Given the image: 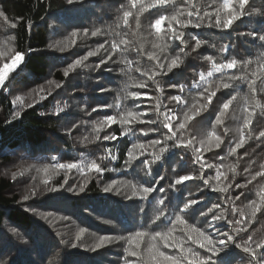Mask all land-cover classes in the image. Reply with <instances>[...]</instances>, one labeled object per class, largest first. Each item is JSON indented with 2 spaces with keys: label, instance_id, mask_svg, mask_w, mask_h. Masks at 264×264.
<instances>
[{
  "label": "trees",
  "instance_id": "1",
  "mask_svg": "<svg viewBox=\"0 0 264 264\" xmlns=\"http://www.w3.org/2000/svg\"><path fill=\"white\" fill-rule=\"evenodd\" d=\"M152 2L137 0L133 7L132 0H0L4 13L0 25L6 26L0 28V38L3 33L14 37L13 51L0 57V66L10 64L16 53L23 56L18 71L0 87V264H155L159 252L178 255V249L165 247L159 237L151 243L152 236L171 231L185 240L194 228L214 239L225 238L217 236V230L235 236V243L215 255L214 264H251L252 258L236 244L249 235L257 242L264 239V178L249 183L251 174L264 164V142L256 139L264 131V71H260L264 42L248 35L264 34V0H248L244 17L229 28L214 26L217 14L226 18L223 0H172L150 8ZM191 4L203 17L201 21L192 17L200 27L181 29L173 22L177 31L185 32L186 44L173 39L167 23L160 32L152 27L160 16L184 19ZM125 11L132 13L127 24ZM204 12L212 18L204 17ZM193 36L203 42L195 51ZM112 44L118 47L112 49ZM98 48L96 55L84 59ZM181 48L184 54L177 68L171 72L159 68ZM209 56L216 64L232 59L238 63L208 76L214 69L213 62L205 59ZM254 71L255 93L249 80L231 79L233 74L251 76ZM225 83L230 86L224 88ZM208 92L216 93L210 104L204 98ZM176 95L182 102L171 99ZM18 96L23 107L13 103ZM233 97L229 108L223 109ZM193 104L205 107L185 122L184 113L193 115L189 111ZM16 111L19 117L13 116ZM128 112L138 115L130 119ZM169 112L177 137L187 147L164 143L168 130L159 122L151 123ZM221 112H228L234 121L214 129ZM249 114L252 124L245 128ZM107 116L116 122L107 124ZM101 122L104 126L97 129ZM181 122L185 129H176ZM242 133L245 144L231 152ZM215 137L220 138L219 147ZM152 140L162 144L150 147ZM140 144L147 148L143 155L133 147ZM161 146L167 149L163 154ZM129 151L136 159L130 160ZM153 153L161 159L155 160ZM93 162L101 167L100 173L90 169ZM67 163L84 172L53 167ZM217 171L227 179L217 181ZM183 176L189 179L177 184ZM81 184L84 192L78 191ZM108 186L112 191L105 192ZM144 188L154 191L144 193ZM252 201L262 209L255 217ZM185 205L189 207L181 213ZM214 214L225 219L214 221L210 228ZM165 215L173 220L183 215L184 224L169 223ZM242 218L247 219V231L237 235L226 221ZM137 233L142 236L129 244ZM185 245L206 254L198 244L185 241ZM132 248L137 256L129 254ZM260 255L264 249L257 250Z\"/></svg>",
  "mask_w": 264,
  "mask_h": 264
},
{
  "label": "snow or ice",
  "instance_id": "2",
  "mask_svg": "<svg viewBox=\"0 0 264 264\" xmlns=\"http://www.w3.org/2000/svg\"><path fill=\"white\" fill-rule=\"evenodd\" d=\"M72 2V0H71ZM70 2V3H71ZM172 2V0H153V2L149 5L150 8H156L157 6H164L167 5L168 3ZM137 4V0H132V6L135 7ZM248 4V0H223V9L226 10V18H221L218 14L215 16V21H214V26L216 27H222V28H229L233 25V23L237 20H239L241 17H244L245 13H246V5ZM141 7H143V5H141ZM3 14V12H0ZM124 15V22L125 24L128 23V17L132 15L131 11H125L123 13ZM179 16L183 17L184 13L180 12ZM204 17H208L209 19L212 18V14L209 12H204L203 14ZM192 17H195L196 21H201L203 19V17L200 14V11L196 9L194 4H191L189 7V10L187 11L186 17L184 19H178L177 16H172L171 18L168 17H164V16H160L159 18L155 19L154 24L152 25V27L155 28L156 32H160L162 29V25H164L165 23H167L168 26V30L170 31L172 37L174 40H178L181 42V44H186V41H184L183 37L185 36V32L183 31H177L174 27H173V22L175 24H178L180 26L181 29H186L187 27H189V25H192L194 27H200V23H194L192 21ZM76 33H73V36H75ZM91 35L96 36L97 33L96 32H92ZM248 35H252L255 38H258L261 42H264V34L261 35H257V33L252 32V33H248ZM192 39L195 40V44L193 46V51H195L196 48H199L201 46V44L203 43L201 40L197 39L195 36L192 37ZM104 45H100V48H103ZM112 49H115L118 47L117 44H112L111 45ZM99 48L96 49L95 51H89L87 56L84 57V59H87L88 56H94L98 53ZM223 51L225 53H227L228 49L227 47H225L223 49ZM184 54L183 48H181L180 53L177 54L174 58H170V62L166 63V64H159V68L160 69H164L165 67L167 68L168 72H171L173 69L177 68L179 66V62L181 60V56ZM155 58V57H154ZM205 59L212 61L215 71L216 72H223L224 69H234L237 66V60L232 59L230 61H228L227 63H221V64H216L215 61L213 60L212 57H205ZM22 60H23V56H22ZM77 64L80 63V61H76ZM260 71H264V65H261ZM65 75H67V72L65 73ZM213 73L209 72L208 76H212ZM231 79H241V80H249V87L252 90L253 93L256 92V79H257V72H252L251 76H236L235 74H233V76L231 77ZM4 80V79H3ZM0 81V83L3 82ZM200 80L204 81L205 77L204 75L200 76ZM155 82V81H154ZM143 86V85H141ZM230 85L228 83H225L223 85L224 88H228ZM6 87V85H5ZM57 87H59V85H57ZM173 87H176V85H173ZM41 92H43V89L40 90ZM181 91H183L182 87H181ZM206 91V90H205ZM216 95L215 92H208L205 95V100L207 101L208 104H210L213 100V97ZM40 99H44V96L41 95ZM172 100L176 101V102H182L181 101V96L180 95H176L171 97ZM232 99H229L228 101H226L223 104V109H228L229 105L232 103ZM17 102H19V106L23 107L24 105V101L21 97H16V99L13 101L14 104H16ZM205 107V105L201 104V105H196L193 104L191 109L189 111H191L193 113V115H189L188 112L184 113V121H189L195 118V115L199 114L201 108ZM60 111H63V109H60ZM21 115L20 111H16L13 113L14 117H19ZM138 114L131 112V114L127 113V117L130 119H135L137 117ZM223 115V112H221L219 115H217L216 120L217 122L220 121L221 116ZM111 118V119H109ZM248 119V124L245 125V128H248L251 124H252V119H251V114H249V118ZM173 117L172 114L169 112L167 114H163V119L160 121H151V123H157L159 122L164 128H166L168 130V135L165 138L164 143H167V141H173L172 147H187L188 145H186L184 143V141L180 138L177 137V131L174 130V125H173ZM116 122L115 117L113 116H107L106 118V123L107 124H113ZM124 122H130V120H125ZM185 122H181L178 125H175V128L178 130H183L186 127ZM149 131H156V129H150ZM145 135L148 134L147 131L144 132ZM243 134V133H242ZM244 137V134H243ZM105 140H109V139H115V137H109V136H105L104 137ZM256 139L264 142V131H260L258 133V135L256 136ZM220 138L219 137H215V146L219 147L220 145ZM240 142V140H239ZM239 142L237 144H239ZM162 144L161 140H152L149 142V146L155 148L156 146H159ZM236 144V146H237ZM233 147L231 148V152L233 149H235V152L237 151V147ZM134 148L138 147L141 150V155H143L146 151L147 148L145 147V145L140 144V145H133ZM243 147V146H241ZM239 147V148H241ZM167 151V149L163 146H161L159 148V152L161 154L165 153ZM199 151V150H197ZM234 152V153H235ZM153 155L155 156V160H160L161 156L160 155H156L155 153H153ZM128 156L130 158V160H134L136 159V157L134 156L132 151H129ZM112 159H116L115 156H112ZM199 159V157H198ZM143 163L145 165L149 166V170H150V162L148 160L143 161ZM209 167H211V165H208ZM53 167L55 168H59V169H64V170H71L73 168H76L78 171H80L81 173L84 172V169L82 167H80L79 165L73 164V163H67V164H55L53 165ZM90 169L95 170L97 173H100L102 171L101 167L93 162L90 166ZM261 167V166H260ZM47 170V169H46ZM233 171V170H232ZM245 172H250V168H245ZM233 174L235 175V170L233 171ZM227 179V177L224 175V173L217 171L216 174V179L217 181L221 180V178ZM258 177L260 178H264V168L261 167V170L256 171L254 174H251V178L249 180V183H251L252 181H255ZM189 179L188 176H183L181 177L179 180L176 181L177 184H179L181 182V180L187 181ZM65 183H67V181H65ZM205 183H207V181H205ZM237 188H240L241 185L237 184L236 185ZM53 191H55V189H52ZM85 190V185L81 184L79 186V192H84ZM68 191L71 192H76V189L74 188H69ZM105 192H110L112 191V187L108 186L104 188ZM151 191H154V189L152 188H144L143 192L144 193H149ZM160 191H163V189H160ZM221 191H227V188L225 189H221ZM78 194V193H77ZM25 199H28L27 196H25ZM236 199H239V197H236ZM262 200H264V196L261 197ZM254 202V203H253ZM160 205H164L165 204V200L161 199L159 201ZM196 201H192L191 204H196ZM256 202L252 201V206L256 207ZM189 205H185L184 208L180 209L179 211L181 213H185L186 210L188 209ZM214 207H219L218 205H215ZM262 209L259 206V210L255 213V216L258 212H260ZM213 209H208V212H212ZM163 215V212H162ZM202 215H207V213H202ZM253 216V215H252ZM254 216V217H255ZM165 219L169 220V223H173L174 225H182L184 224V217L183 215H175L174 216V220L170 217H167L166 215L164 216ZM157 220L161 219V216H157L156 217ZM225 217L223 215H213L211 221L209 222V227L210 228H214V221H220V220H224ZM229 224H232L234 227V230L236 232V234L238 235L240 232H244L247 231V229L244 227V224L247 223V219L246 218H242L239 220H228L226 221ZM172 231H175V227L172 229ZM197 233V237H194L192 235V233ZM216 235L217 236H224V239H214L213 235L210 233H206V232H201L199 231V229H191L187 236L185 237V240H180L174 236H172L171 231L168 233H156V236L153 237V239H156L157 237H159L161 240L164 241V246L165 247H172L174 249H178V255H168L164 252H159L158 256L155 257V264H214V260L213 258L215 257V255H217L224 247H226L229 243H235V236L231 235L229 233H220L219 230L216 231ZM142 236V233H137L136 237H133L129 240V244H134L136 242V239L138 237ZM185 241H190L192 244H198L199 248L204 249L205 250V255H201L199 252L191 249V248H186L185 245ZM100 245H97V247H99ZM237 247L239 248H243V251L247 254H249V256L252 258L251 264H264V256L260 255L259 257L257 256V250H262L264 249V241H254L252 236L249 235L247 237L246 240L243 241L242 244H236ZM187 251V255L185 254V252ZM261 253V252H260ZM129 254L131 256H137V252L135 250V248H132L129 252ZM125 264H130V262L126 261Z\"/></svg>",
  "mask_w": 264,
  "mask_h": 264
},
{
  "label": "clouds",
  "instance_id": "3",
  "mask_svg": "<svg viewBox=\"0 0 264 264\" xmlns=\"http://www.w3.org/2000/svg\"><path fill=\"white\" fill-rule=\"evenodd\" d=\"M68 2L70 3L71 0H68ZM0 17H3V14L0 13ZM5 21L7 20L6 17H4ZM12 28H15L16 25L15 24H11L10 25ZM5 27L4 25H0V28H3ZM14 39V37H9L7 38L6 40L3 39V38H0V57H3L5 56L6 54H10L13 49L12 47L10 46L11 45V41ZM22 61V55L20 53H16L12 59H11V62L10 64L9 63H5L3 66H0V81H2L5 77V74H7L8 72H12V71H15L16 68L19 66V64L21 63ZM132 95H135L134 93ZM233 99H235V97H233ZM128 114H131V112H128ZM111 119V118H109ZM248 119L246 118L244 120V124L247 125L248 124ZM104 123L105 122H101L100 124L97 125V129L99 128H102L104 126ZM211 135H214L211 134ZM96 139H99V136L97 135ZM245 144V139L243 137V134H241L240 136V142L239 144H237V148L243 146ZM232 152L234 153L235 152V149L232 150ZM262 168H264V164L261 165ZM232 170L234 171L235 170V167L232 168ZM254 203V202H253ZM259 210V205H256V207H252V215L253 217L255 216V213ZM260 241H264V239H261Z\"/></svg>",
  "mask_w": 264,
  "mask_h": 264
},
{
  "label": "rangeland",
  "instance_id": "4",
  "mask_svg": "<svg viewBox=\"0 0 264 264\" xmlns=\"http://www.w3.org/2000/svg\"><path fill=\"white\" fill-rule=\"evenodd\" d=\"M1 25H4V23H2ZM5 26V25H4ZM5 28H6V26L5 27H3V28H1L2 30H5ZM10 37V35H9V33H3V39H7V38H9ZM12 45H13V42L11 41V47H12ZM23 62V60L21 61V63ZM21 63L19 64V66L16 68V70L15 71H12V72H8L7 74H5V77H4V80H3V82L2 83H0V87L5 83V81H6V79L10 76V75H12L13 73H15V72H17L18 71V69L20 68V66H21ZM212 73H216V71H215V68L212 70ZM223 115L224 116H222L221 118H220V121L219 122H214V129H215V127L216 126H219L220 125V127H226L225 125H226V123H227V121H230V123H232L234 120H230V119H233V117H231L230 116V118H229V113L228 112H224L223 113ZM228 117V120L226 119ZM200 129L202 130V127L200 126ZM220 132H222V130L220 131ZM225 132V131H224ZM223 132V133H224ZM224 134H226V132L224 133ZM152 238H153V236L151 237V240H150V242L152 243ZM166 254H167V251L165 252Z\"/></svg>",
  "mask_w": 264,
  "mask_h": 264
}]
</instances>
